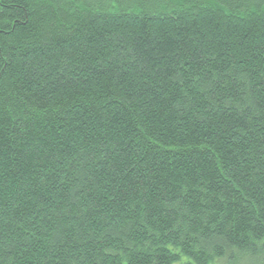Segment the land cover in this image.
<instances>
[{
	"label": "trees",
	"instance_id": "1",
	"mask_svg": "<svg viewBox=\"0 0 264 264\" xmlns=\"http://www.w3.org/2000/svg\"><path fill=\"white\" fill-rule=\"evenodd\" d=\"M264 264V0H0V264Z\"/></svg>",
	"mask_w": 264,
	"mask_h": 264
},
{
	"label": "rangeland",
	"instance_id": "2",
	"mask_svg": "<svg viewBox=\"0 0 264 264\" xmlns=\"http://www.w3.org/2000/svg\"><path fill=\"white\" fill-rule=\"evenodd\" d=\"M242 264H253V263H251L250 261H245V262L242 263Z\"/></svg>",
	"mask_w": 264,
	"mask_h": 264
}]
</instances>
